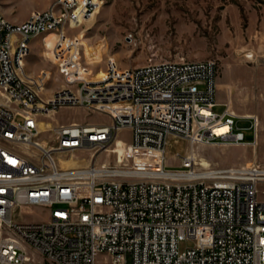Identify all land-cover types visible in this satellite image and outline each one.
<instances>
[{"label": "built area", "instance_id": "1", "mask_svg": "<svg viewBox=\"0 0 264 264\" xmlns=\"http://www.w3.org/2000/svg\"><path fill=\"white\" fill-rule=\"evenodd\" d=\"M103 3L53 0L21 23L0 11V264H264V199L258 197L264 161L208 176L191 156L181 158L180 169L164 167L171 138L221 144L247 141L251 131L256 139L258 118L239 117L218 102L214 61L120 69L109 60L102 79L90 78L81 42L69 33ZM49 33L57 35L52 64L65 82L51 94V71H25L31 41L41 38L45 48ZM65 107L109 122L43 120ZM43 123L50 126L42 129ZM223 123L231 131L218 134ZM122 131L131 136L123 140L127 161L63 165L83 151L118 147ZM153 152L163 156L161 169L149 159ZM138 158L149 161L138 168ZM29 207L48 208V219L25 221L21 212ZM185 240L194 246L182 251Z\"/></svg>", "mask_w": 264, "mask_h": 264}, {"label": "rangeland", "instance_id": "2", "mask_svg": "<svg viewBox=\"0 0 264 264\" xmlns=\"http://www.w3.org/2000/svg\"><path fill=\"white\" fill-rule=\"evenodd\" d=\"M52 2L0 0V11L12 22L26 21L32 12ZM69 36L94 47L87 51L84 46L80 56L90 78L104 75L109 60L120 69L140 67L149 61H214L218 102L228 105L239 117L258 118L256 139L251 131H246L247 141L221 144H192L186 139L171 138L164 160L167 170L180 169L181 158L191 155L199 172L264 161V0H104L94 17ZM44 51L41 38L31 41L25 71L35 76L42 70L51 71L53 78L47 91L51 94L65 82L58 68L44 57ZM90 58L94 61L90 62ZM223 109L218 106L215 111ZM43 120L53 125L109 122L106 115L78 107L62 108L51 119ZM239 125L249 127L250 122L241 121ZM215 131L224 134L221 127ZM119 137L122 140H118V147L114 145L108 152L87 150L76 155L78 166L91 162L98 167L115 166L118 158L120 163L127 161L123 140L129 142L130 133L122 131ZM148 161H138V168ZM154 161L157 168H162L159 161ZM258 197L264 199V184L259 186ZM21 214L25 221H46L49 209L29 207ZM193 246L192 240L180 243L182 251Z\"/></svg>", "mask_w": 264, "mask_h": 264}, {"label": "bare ground", "instance_id": "3", "mask_svg": "<svg viewBox=\"0 0 264 264\" xmlns=\"http://www.w3.org/2000/svg\"><path fill=\"white\" fill-rule=\"evenodd\" d=\"M56 41H57V35L55 33H49V34H47L45 36L46 47H45V51H44L43 55H44V57H46L49 60H51V62H54V60H55L54 59V49H55V46H56ZM81 45H82V47L86 46L84 44V42H81ZM85 49L87 51H89V50L94 49V47L86 46ZM92 61H94V58H90V62H92ZM103 77H104V75H102L100 77H97V78H94V79L95 80H100ZM49 126L50 125H47L46 127H42V129H46ZM217 127H221L222 130H223V132H224V134H226L227 132H230L231 131V125L229 123H223V124L218 125ZM190 152H191V154H194V150L193 149ZM152 154H153L152 157H150L149 159L150 160H157L162 165V163H163V156L161 154H159V153H156V152H153ZM140 160H142V159L138 158V161H140ZM63 165L64 166H77L78 165V161L75 160L74 158L67 159V160H63ZM161 165H160V167H161ZM97 170L100 171L99 173H106V172L103 171L102 168H97ZM122 171L123 170L119 167L118 170L116 172H114L113 174L114 175H117V174H119ZM209 174H210L209 172L202 173V175H204V176H208Z\"/></svg>", "mask_w": 264, "mask_h": 264}, {"label": "crops", "instance_id": "4", "mask_svg": "<svg viewBox=\"0 0 264 264\" xmlns=\"http://www.w3.org/2000/svg\"><path fill=\"white\" fill-rule=\"evenodd\" d=\"M24 20H20V21H18L17 23H21V22H23Z\"/></svg>", "mask_w": 264, "mask_h": 264}]
</instances>
